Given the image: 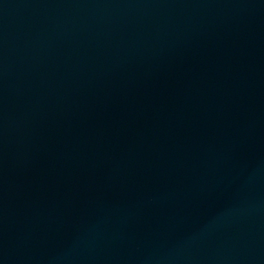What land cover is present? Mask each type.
Instances as JSON below:
<instances>
[{"label":"water","instance_id":"1","mask_svg":"<svg viewBox=\"0 0 264 264\" xmlns=\"http://www.w3.org/2000/svg\"><path fill=\"white\" fill-rule=\"evenodd\" d=\"M0 264H264V0H0Z\"/></svg>","mask_w":264,"mask_h":264}]
</instances>
